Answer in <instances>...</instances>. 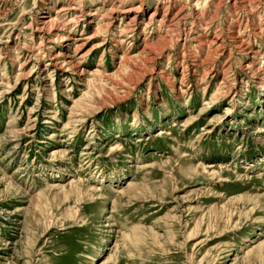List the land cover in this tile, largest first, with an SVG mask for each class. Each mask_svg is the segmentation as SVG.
I'll use <instances>...</instances> for the list:
<instances>
[{"label":"rangeland","instance_id":"obj_1","mask_svg":"<svg viewBox=\"0 0 264 264\" xmlns=\"http://www.w3.org/2000/svg\"><path fill=\"white\" fill-rule=\"evenodd\" d=\"M0 264H264V0H0Z\"/></svg>","mask_w":264,"mask_h":264},{"label":"bare ground","instance_id":"obj_2","mask_svg":"<svg viewBox=\"0 0 264 264\" xmlns=\"http://www.w3.org/2000/svg\"><path fill=\"white\" fill-rule=\"evenodd\" d=\"M233 3V2H232ZM71 5H68V6H66V7H62V8H58V10L55 12V15L56 16H64V15H66V13L68 12V11H71V10H77L75 7H70ZM112 11H114V10H112ZM109 13H111V12H109ZM180 14V13H179ZM95 16H97L96 14H95ZM103 16V15H102ZM100 17L99 19H100V21H99V23L100 24H104V19H106V18H104V17H106V15H104L103 17ZM78 16H74V19L75 18H77ZM150 17H152V14L150 15ZM185 17V16H184ZM57 18V17H56ZM172 18V17H171ZM177 18H175V19H170V25H169V23H168V28H170V29H168V31L170 32V31H173L174 29H172V28H174L175 26H176V24H178L179 22V20L181 19V18H179L178 20H176ZM133 20V19H132ZM50 22V21H49ZM76 22L77 21H74L73 19H68V20H66L65 22H64V26L66 27V29L67 28H69L71 25H75L76 24ZM168 22V21H167ZM183 22V21H182ZM40 23V22H39ZM41 25H44L45 24V21H41V23H40ZM110 23H106V25H109ZM41 29V28H40ZM60 31H62V30H60ZM71 32V31H70ZM55 37H56V39L59 41V42H64V41H66L67 39H68V37L67 36H65V35H61V36H59L58 34H56L55 35ZM219 37V35L217 34V35H215L214 36V38H218ZM93 39V36H85V37H82L81 38V40H83V41H86V42H82V43H80L79 45L77 44L76 46H75V48L72 50L74 53L77 51V49H78V47H81V46H85V45H87L91 40ZM211 42V41H210ZM103 45H104V43L103 44H97V46L96 47H103ZM204 46L205 44H204V42H198V46ZM216 50V49H215ZM72 53V52H71ZM253 54H255V52H252ZM54 57V59H52L51 60V65L53 66V67H55V68H57V66H60V65H68V64H71V60H73V58L71 57V55H68V54H66V53H64V54H62V55H59L58 57L57 56H53ZM83 55H80L79 56V58H77V59H79V60H82L83 59ZM194 57V59L196 58V56H193ZM149 58V57H148ZM120 61H124V60H120ZM202 63V62H201ZM78 65V64H77ZM69 67V66H68ZM62 68H64V67H62ZM67 70V69H66ZM63 71V70H62ZM95 71V70H94ZM206 72H203V74H205ZM43 79V78H42ZM76 113V112H75ZM73 114V118L74 117H76L77 118V114ZM80 114V113H79ZM75 119V118H74ZM76 121V120H75ZM162 133V132H161Z\"/></svg>","mask_w":264,"mask_h":264}]
</instances>
